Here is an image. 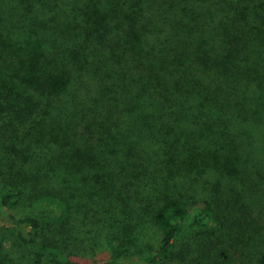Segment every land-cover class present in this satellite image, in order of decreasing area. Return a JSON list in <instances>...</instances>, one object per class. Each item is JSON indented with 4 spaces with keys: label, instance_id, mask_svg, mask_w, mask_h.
<instances>
[{
    "label": "trees",
    "instance_id": "1",
    "mask_svg": "<svg viewBox=\"0 0 264 264\" xmlns=\"http://www.w3.org/2000/svg\"><path fill=\"white\" fill-rule=\"evenodd\" d=\"M0 206V264H264V0H0Z\"/></svg>",
    "mask_w": 264,
    "mask_h": 264
},
{
    "label": "rangeland",
    "instance_id": "2",
    "mask_svg": "<svg viewBox=\"0 0 264 264\" xmlns=\"http://www.w3.org/2000/svg\"><path fill=\"white\" fill-rule=\"evenodd\" d=\"M0 210L2 211V210H6V209L0 206ZM11 213H13V214L17 213L18 214L19 212H18V209H15V208L8 209V210L5 211L4 215L0 216V228L3 229V231H2L3 235L5 234V232H8L7 234L13 232V226L14 225L11 222L12 221L11 218H9V214H11ZM5 229H6V231H5ZM86 229L87 230L83 233L84 235L86 234L88 237L95 236L96 225H94V224L93 225H88L86 227ZM13 239H14V237L7 238L5 240V245L9 246L10 245V241L12 242ZM100 246L101 245H98L95 248L98 250V252H99L98 254L100 255V257H103L105 255V253L100 251Z\"/></svg>",
    "mask_w": 264,
    "mask_h": 264
}]
</instances>
